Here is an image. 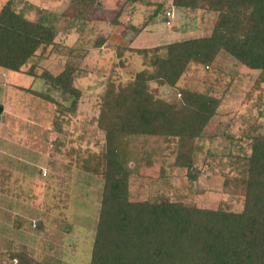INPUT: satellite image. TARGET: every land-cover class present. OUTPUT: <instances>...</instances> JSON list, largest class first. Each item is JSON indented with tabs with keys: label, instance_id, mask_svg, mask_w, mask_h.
Masks as SVG:
<instances>
[{
	"label": "rangeland",
	"instance_id": "374dc122",
	"mask_svg": "<svg viewBox=\"0 0 264 264\" xmlns=\"http://www.w3.org/2000/svg\"><path fill=\"white\" fill-rule=\"evenodd\" d=\"M5 1L0 0V7ZM23 1L60 14L69 0ZM171 2L100 0L93 24L87 26L93 29L82 36L74 29L61 32L55 39L61 49L49 48L42 59H35L37 73L57 75L67 62L85 73L74 81L81 92L74 114H61L53 103L25 91L48 93L59 102L57 93L41 81L0 68L1 251L12 242L37 261L89 264L103 182L85 173L79 161L88 153L98 154L104 145L96 119L105 85L112 81L125 86L137 71L152 70L150 59L139 54L142 49L208 36L216 19L214 13L175 8ZM158 5L157 16L130 45L126 24L140 26ZM99 33L107 34L108 41L100 49L90 48ZM80 47L88 49L85 57L71 56ZM258 74L219 54L209 68L190 65L175 88L150 83L156 97L168 102L179 99V88L209 92L221 101L194 144L197 179L175 167L177 139H138L141 177L131 179L132 199L163 193L171 202L241 212L250 136H264V83H256ZM162 173L166 184L147 180Z\"/></svg>",
	"mask_w": 264,
	"mask_h": 264
},
{
	"label": "trees",
	"instance_id": "16d2710c",
	"mask_svg": "<svg viewBox=\"0 0 264 264\" xmlns=\"http://www.w3.org/2000/svg\"><path fill=\"white\" fill-rule=\"evenodd\" d=\"M99 3L69 0L64 12L56 14L23 0H6L0 7V68L41 81L57 93L59 102L48 93L25 91L53 103L61 114H74L81 96L74 81L85 73L70 62L57 75L37 73L35 59H42L49 48L61 49L55 42L61 32L74 29L82 36L93 29L87 26L93 24ZM171 4L214 13L216 19L208 36L142 49L139 54L150 59L152 70L137 71L125 86L112 81L105 85L96 119L104 145L98 154L88 153L79 161L85 173L103 182L89 264H264L263 135L250 136L241 212L171 202L163 193L132 199L131 179L141 177L138 139H177L174 165L197 179L192 170L194 144L221 101L209 92L179 88V99L168 102L156 97L150 83L175 88L190 65L209 68L219 54L258 72L256 83H264V0H172ZM160 9L158 5L140 26L126 24L132 34L130 45ZM108 39L99 33L90 48L100 49ZM79 49L71 56L84 58L88 49ZM147 180L166 184L163 173ZM9 246L0 250V264H48L37 261L25 247L15 249L12 242Z\"/></svg>",
	"mask_w": 264,
	"mask_h": 264
},
{
	"label": "water",
	"instance_id": "95a60500",
	"mask_svg": "<svg viewBox=\"0 0 264 264\" xmlns=\"http://www.w3.org/2000/svg\"><path fill=\"white\" fill-rule=\"evenodd\" d=\"M0 111H1V109H0Z\"/></svg>",
	"mask_w": 264,
	"mask_h": 264
}]
</instances>
